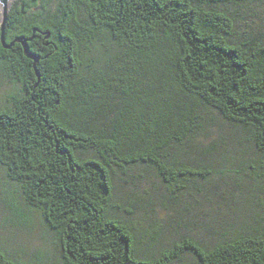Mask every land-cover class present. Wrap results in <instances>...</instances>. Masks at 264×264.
<instances>
[{
	"label": "trees",
	"instance_id": "trees-1",
	"mask_svg": "<svg viewBox=\"0 0 264 264\" xmlns=\"http://www.w3.org/2000/svg\"><path fill=\"white\" fill-rule=\"evenodd\" d=\"M236 1L59 0L52 10L51 0H18L10 9L14 44L4 47L0 26V61L23 94L0 110V164L58 234L65 264H173L186 252L199 264H264V232L211 249L184 237L139 258L132 227L107 214L116 169L147 163L169 186L203 175L164 155L200 108L251 131L264 155V43L234 41L236 21L221 5ZM98 31L120 49L84 82L83 46ZM0 264L18 263L0 249Z\"/></svg>",
	"mask_w": 264,
	"mask_h": 264
},
{
	"label": "rangeland",
	"instance_id": "rangeland-1",
	"mask_svg": "<svg viewBox=\"0 0 264 264\" xmlns=\"http://www.w3.org/2000/svg\"><path fill=\"white\" fill-rule=\"evenodd\" d=\"M16 1L10 0V9ZM58 4L59 0H51L50 8L54 10ZM221 8L236 21L235 42L255 39L264 43V0H237ZM3 17L0 7V26ZM97 38L95 44L83 46L80 77L84 82L120 49L104 31H98ZM20 86L11 63L0 61V110L12 105L15 93L23 94ZM120 101L115 98L114 104ZM200 117L194 129L184 135L183 143H174L164 155L169 165L195 169L203 175L181 178L169 186L147 163L113 173L114 195L107 214L132 227L139 258L157 257L184 237L211 249L264 232V155L251 131L212 107L200 108ZM80 155L94 157L95 153L87 150ZM0 249L18 264H65L58 234L47 225L42 211L26 202L20 183L12 180L1 164ZM173 264L199 261L186 252Z\"/></svg>",
	"mask_w": 264,
	"mask_h": 264
},
{
	"label": "water",
	"instance_id": "water-1",
	"mask_svg": "<svg viewBox=\"0 0 264 264\" xmlns=\"http://www.w3.org/2000/svg\"><path fill=\"white\" fill-rule=\"evenodd\" d=\"M9 1L10 0H0V7L4 9V17H3V20H2V24H1V29H2V43L4 45L5 48L7 49H10L14 43L10 44V45H7L6 44V39H5V32H6V24H7V21H8V14H9V11H10V4H9ZM24 46H25V49L27 51L30 50L27 42H24L23 43Z\"/></svg>",
	"mask_w": 264,
	"mask_h": 264
},
{
	"label": "flooded vegetation",
	"instance_id": "flooded-vegetation-1",
	"mask_svg": "<svg viewBox=\"0 0 264 264\" xmlns=\"http://www.w3.org/2000/svg\"><path fill=\"white\" fill-rule=\"evenodd\" d=\"M16 82H18V83L21 85L20 81H17V80H16ZM22 89H23V86L21 85V86L18 88L19 92L22 91Z\"/></svg>",
	"mask_w": 264,
	"mask_h": 264
},
{
	"label": "bare ground",
	"instance_id": "bare-ground-1",
	"mask_svg": "<svg viewBox=\"0 0 264 264\" xmlns=\"http://www.w3.org/2000/svg\"><path fill=\"white\" fill-rule=\"evenodd\" d=\"M9 4L11 5V2L9 1Z\"/></svg>",
	"mask_w": 264,
	"mask_h": 264
}]
</instances>
